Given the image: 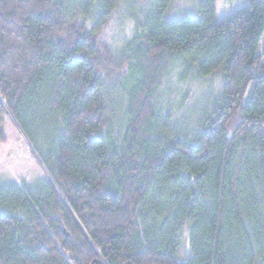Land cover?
<instances>
[{
	"label": "trees",
	"instance_id": "1",
	"mask_svg": "<svg viewBox=\"0 0 264 264\" xmlns=\"http://www.w3.org/2000/svg\"><path fill=\"white\" fill-rule=\"evenodd\" d=\"M136 1L0 0V147L11 116L49 179L0 185V264H264V0L220 22L217 0L179 19L149 0L112 48ZM177 58L224 76L186 134L155 104Z\"/></svg>",
	"mask_w": 264,
	"mask_h": 264
},
{
	"label": "rangeland",
	"instance_id": "2",
	"mask_svg": "<svg viewBox=\"0 0 264 264\" xmlns=\"http://www.w3.org/2000/svg\"><path fill=\"white\" fill-rule=\"evenodd\" d=\"M200 2L201 0H173L170 7L172 19H179L186 15L199 17ZM148 3L149 0H137L133 4H122L101 35V40L109 43L112 48H121L133 38L137 30V22L131 17L132 11L129 10L136 11L137 15L142 17ZM250 4V0H217V21H222ZM263 51L264 34L259 52L263 53ZM184 72L185 64L183 60L177 58L168 67L162 85L157 91L155 102L160 119L169 115L180 134L195 130L202 124V119L213 108L224 86L222 72L214 73L205 79L198 77L196 70L187 77H183ZM119 123L120 120H118ZM5 130L7 139L0 147V185L17 184L32 193L43 192L49 179L39 156L11 116L6 120ZM38 134L48 138V128L40 129ZM42 146L45 150L50 147L48 141ZM186 236L187 234L181 250L182 258L189 255Z\"/></svg>",
	"mask_w": 264,
	"mask_h": 264
}]
</instances>
